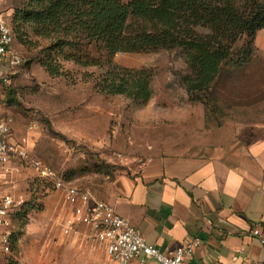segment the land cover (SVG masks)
I'll list each match as a JSON object with an SVG mask.
<instances>
[{
	"label": "rangeland",
	"instance_id": "374dc122",
	"mask_svg": "<svg viewBox=\"0 0 264 264\" xmlns=\"http://www.w3.org/2000/svg\"><path fill=\"white\" fill-rule=\"evenodd\" d=\"M27 2L0 0V13L12 25L15 11ZM28 31V43L17 39L14 44L23 61L13 70L12 84H0V113L12 120L16 138L26 140L31 155L101 199L108 183L130 174L126 156L195 144L208 156L227 160L264 138V55L243 70L226 63L212 92L203 95L206 106L191 101L181 81L191 74L181 49L109 55L101 42L78 36L69 38L64 55L41 60L51 40ZM143 68L152 73L149 100L104 91L108 73L120 80L122 69ZM25 177L19 176L17 187H24ZM59 200V195L48 197L42 213L31 209L16 222L13 259L18 264H113L42 222L57 207L65 208Z\"/></svg>",
	"mask_w": 264,
	"mask_h": 264
},
{
	"label": "trees",
	"instance_id": "16d2710c",
	"mask_svg": "<svg viewBox=\"0 0 264 264\" xmlns=\"http://www.w3.org/2000/svg\"><path fill=\"white\" fill-rule=\"evenodd\" d=\"M12 26L21 43H28V30L51 40L41 60L64 55L69 38L78 36L101 42L109 55L181 49L191 69L181 81L191 101L208 106L203 95L212 92L224 65L243 70L259 55L255 40L264 29V0H28L15 11ZM122 72L120 80L106 74V93L144 102L152 97L151 70ZM32 205L21 208L16 222ZM17 246L14 234L13 251Z\"/></svg>",
	"mask_w": 264,
	"mask_h": 264
},
{
	"label": "crops",
	"instance_id": "0c3cea01",
	"mask_svg": "<svg viewBox=\"0 0 264 264\" xmlns=\"http://www.w3.org/2000/svg\"><path fill=\"white\" fill-rule=\"evenodd\" d=\"M255 46L263 56L264 29ZM125 163L130 174L108 183L104 200L150 245L173 249L198 238L188 264H264V245L252 234L259 228L264 237V138L227 160L189 144Z\"/></svg>",
	"mask_w": 264,
	"mask_h": 264
},
{
	"label": "built area",
	"instance_id": "2783aa9c",
	"mask_svg": "<svg viewBox=\"0 0 264 264\" xmlns=\"http://www.w3.org/2000/svg\"><path fill=\"white\" fill-rule=\"evenodd\" d=\"M16 41L8 17L0 13V84L11 85L13 70L23 61L14 49ZM22 175L27 177L21 188L17 186ZM52 195H59L66 206L60 211L57 207L52 216L42 217V222L46 226L54 224L61 237L81 242L92 252H102L113 263L188 264L201 245L198 238L173 249L150 245L109 201L31 155L26 140L16 138L12 120L0 113V264H9L13 258L17 213L31 202V209L42 213ZM252 234L264 245L259 228Z\"/></svg>",
	"mask_w": 264,
	"mask_h": 264
}]
</instances>
